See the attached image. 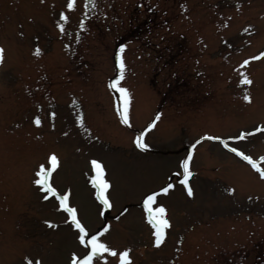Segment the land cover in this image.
I'll return each mask as SVG.
<instances>
[{"label":"rangeland","instance_id":"obj_1","mask_svg":"<svg viewBox=\"0 0 264 264\" xmlns=\"http://www.w3.org/2000/svg\"><path fill=\"white\" fill-rule=\"evenodd\" d=\"M68 2L0 0V264L86 254L59 201L34 183L52 154V186L117 253L94 264H119L125 250L130 264H264V178L230 150L264 167V57L250 59L264 49V0ZM118 57L128 124L109 86ZM139 132L147 148L135 147ZM92 160L110 182L109 208L95 197ZM151 192L170 225L159 245L142 206Z\"/></svg>","mask_w":264,"mask_h":264},{"label":"snow or ice","instance_id":"obj_2","mask_svg":"<svg viewBox=\"0 0 264 264\" xmlns=\"http://www.w3.org/2000/svg\"><path fill=\"white\" fill-rule=\"evenodd\" d=\"M67 7L69 9H72L74 7L73 0H69ZM67 19V17H64ZM61 30L63 31V25H60ZM124 46L122 45L120 48V52H123ZM36 54H40V49L37 48ZM3 48H0V62L3 60ZM260 57H264V52H261L258 57H251L250 59H259ZM118 68H119V75L118 77L113 80L110 83V87L115 89L118 93H120V101L121 105L117 108V111L120 113L123 122L125 124L129 123L128 120V104H129V95L128 90L124 87H121L119 84V81L123 79V72H124V62L121 58L118 57ZM249 63V60L243 61L244 65H247ZM242 84L250 85L252 83L251 79L246 75L242 74V79L240 81ZM246 101H250V95L245 94L243 97ZM159 116L156 117L158 119ZM35 123L37 125H40L41 121L37 117L35 119ZM155 121L150 123L148 125L149 128L153 126ZM261 129L257 128L256 131H260ZM243 135L241 134V137H234L233 139H239L242 138ZM209 139H219L218 137H208ZM136 144L140 148H147L148 145L142 142L141 137L136 138ZM225 147H228L227 144L224 145ZM232 152H234L236 155L240 156L243 160L247 161L252 168H254L261 178H264V167H261L260 164L256 159H253L251 156L246 155L244 152L239 151L237 148H231ZM191 159V154H189L188 157H186L181 162V167L183 169V179L181 180V183L186 187L187 193L189 196H191L192 189L190 186H188V179L192 175L191 171L189 170V161ZM261 161H264V156L260 157ZM91 164L94 169V175L91 178V182L93 184V187L95 188V197L100 203L105 207L109 208L111 207L110 201L107 195L108 189L110 188V182L105 178V170L100 162L97 160H92ZM58 167V158L55 154H52L49 157V166L45 167V165L41 164L36 171V179L34 180V183L40 187V189L46 193V195L43 197L44 199H48L49 196L55 197L59 201V207L63 209L64 212L67 213L68 218L71 222V224L78 230V241L81 245L85 246L86 254L83 256V258H77L75 254H73L72 264H94V259H99L102 257V254L109 253L112 256L117 255L116 251L112 248H110L107 243L101 239L103 236V232H96V233H88L85 226L81 223V221L78 219L77 209L75 207L70 206L69 204V192H64L63 194L57 193V190L52 186V183L50 182L51 174L52 172ZM173 187L172 183L166 184L164 187H162L159 192L160 193H167L169 189ZM228 191H234V189H228ZM159 193L157 192H151L145 195L142 206L146 211L147 214V220L148 222L156 229L155 236H156V244L159 245L161 241L164 238L165 232L164 229L169 227V221L166 219V209L161 204H156V197ZM155 205V206H154ZM49 223L50 226L51 222ZM107 229H104V232H106ZM119 264H130V258L128 250H125L121 253H119ZM31 264V262H29ZM39 264V262H37Z\"/></svg>","mask_w":264,"mask_h":264}]
</instances>
